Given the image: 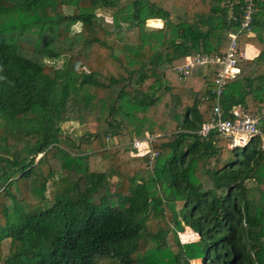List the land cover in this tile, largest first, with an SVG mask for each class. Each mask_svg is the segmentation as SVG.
Segmentation results:
<instances>
[{
    "label": "trees",
    "instance_id": "obj_1",
    "mask_svg": "<svg viewBox=\"0 0 264 264\" xmlns=\"http://www.w3.org/2000/svg\"><path fill=\"white\" fill-rule=\"evenodd\" d=\"M244 4L0 0V264H264V119L244 146L202 136L216 69L174 70L226 51ZM253 4L238 48L257 54L223 88L227 116L264 107V0ZM145 133L148 151L131 155ZM185 226L196 240L179 241Z\"/></svg>",
    "mask_w": 264,
    "mask_h": 264
},
{
    "label": "built area",
    "instance_id": "obj_2",
    "mask_svg": "<svg viewBox=\"0 0 264 264\" xmlns=\"http://www.w3.org/2000/svg\"><path fill=\"white\" fill-rule=\"evenodd\" d=\"M244 3V6L241 7V15L236 17L231 14L232 20L239 21L238 32L250 28L249 25L254 13L253 0H244ZM238 32H229L227 34L229 44L226 51L222 54L187 57L183 64L174 67V70L182 80L188 77L190 69L195 65L216 69V75L213 80L214 88L211 92L214 98L211 115L210 118L201 125L198 132L202 136H205L211 131H216L229 139L227 145L229 148L244 146L253 137L263 135L261 131V122L264 119V107L260 114H253L244 109L241 105H236L230 109L229 115L227 116L221 105L224 86L229 79L235 77L240 72L238 62L240 58L243 57V53L240 52L238 48ZM153 140V135L145 133V139L141 140L135 138L132 142V147L138 150L141 146L146 145L149 148ZM152 154L155 155V153Z\"/></svg>",
    "mask_w": 264,
    "mask_h": 264
},
{
    "label": "rangeland",
    "instance_id": "obj_3",
    "mask_svg": "<svg viewBox=\"0 0 264 264\" xmlns=\"http://www.w3.org/2000/svg\"><path fill=\"white\" fill-rule=\"evenodd\" d=\"M106 13V15H105V19H107V18H109V15H108V13L107 12H105ZM108 21H109V19H108ZM78 26H75V28H77ZM56 65H59L60 63H61V60L59 59V60H57V61H55L54 62ZM87 129H89V130H93L94 129V126L93 125H88L87 127H86ZM83 129L84 128H81V127H78L76 124H72V125H67V126H65L64 128H63V131L65 132V133H77V134H80V133H82V131H83ZM172 129V128H171ZM168 131H170V128L168 129ZM155 135H153V137H154ZM148 147L146 146V145H144V146H141V148H139L138 150H134L135 152H133V154H131V155H135V156H141L145 151H147L148 149H147ZM135 159V158H134ZM137 159V158H136ZM133 162H137V160H135V161H133ZM116 178H112L111 179V181H110V184H109V188H110V192L109 193H113L114 192V188H115V186H116ZM49 189H50V185L49 184H47V188H46V191L44 192V196L45 197H48L49 196ZM180 204L181 203H177V207L179 208L180 207ZM184 234L185 235V238H186V240L185 241H183L182 240V238H181V234ZM177 235H178V238H179V241L181 242V243H186V242H191V241H193V240H195V239H197V237L196 236H192V233L188 230V228H186V226L184 227V230L183 231H180V232H178L177 233ZM168 238H169V243L173 246V248H174V250H175V246H174V244H173V240H172V235H169L168 236ZM6 248H7V242H4L3 243V249L4 250H6ZM100 264H107V262L106 261H103V262H100ZM192 264H201V263H199V262H192Z\"/></svg>",
    "mask_w": 264,
    "mask_h": 264
},
{
    "label": "crops",
    "instance_id": "obj_4",
    "mask_svg": "<svg viewBox=\"0 0 264 264\" xmlns=\"http://www.w3.org/2000/svg\"><path fill=\"white\" fill-rule=\"evenodd\" d=\"M256 54H257V50L254 47H252L250 45H246L244 52H243V57L253 58ZM262 137H264V135ZM186 228H188V230L192 233V236H196L198 238L197 234H195L189 227H186ZM194 261L201 263L199 259H196ZM194 261H192V262H194Z\"/></svg>",
    "mask_w": 264,
    "mask_h": 264
}]
</instances>
